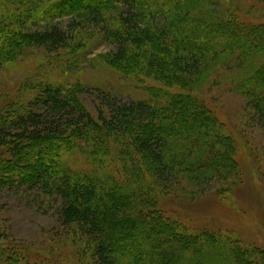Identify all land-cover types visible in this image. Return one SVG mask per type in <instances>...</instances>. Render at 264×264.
Here are the masks:
<instances>
[{"label":"trees","instance_id":"1","mask_svg":"<svg viewBox=\"0 0 264 264\" xmlns=\"http://www.w3.org/2000/svg\"><path fill=\"white\" fill-rule=\"evenodd\" d=\"M237 1L0 0V70L35 47L75 67L102 42L113 49L94 59L145 94L62 82L46 63L0 95V191L54 209L68 251L33 258L0 228V264H264L239 234L192 227L166 202L215 187L233 206L242 182L204 86L224 82L264 132V20L242 18Z\"/></svg>","mask_w":264,"mask_h":264},{"label":"rangeland","instance_id":"2","mask_svg":"<svg viewBox=\"0 0 264 264\" xmlns=\"http://www.w3.org/2000/svg\"><path fill=\"white\" fill-rule=\"evenodd\" d=\"M237 5L242 18L252 21L264 20V0H238ZM112 49L111 44L95 43L89 53L82 54L78 66L72 67L57 59L54 60L57 63L53 65V56L56 54L54 52H47L42 47L30 48L22 59L0 70V95L11 93L8 98L13 97V90L19 87L20 81L34 73L38 64L44 67L47 63L50 70L53 69V74L62 82L80 79L95 87L124 89L125 99L144 98L145 94L136 87L134 80L122 79L114 70L94 59L97 54ZM87 64L92 67L86 68ZM59 66L67 68L68 71L62 72ZM199 93L205 95L206 102L231 135L235 144L234 155L239 160L242 182L234 187L236 199L233 206H225L221 198L218 199L214 195V187L194 202L183 197H168V209L177 215L179 220L192 227H207L205 229L212 232L221 227L231 235L239 234L264 252V132L253 120L252 113L246 109L244 99L229 93L224 82L212 87L206 85ZM82 99L89 111L94 113L93 97L83 95ZM23 198L22 191H0V228L14 240L13 244L24 243L34 248L31 250L33 258L42 256L40 260L44 261H47L44 257L54 259L57 255L65 258L68 255L65 244L60 241L59 236L52 235L51 231V227L58 226L54 209L50 210L49 215L36 211ZM60 257L56 258L58 262H61Z\"/></svg>","mask_w":264,"mask_h":264}]
</instances>
